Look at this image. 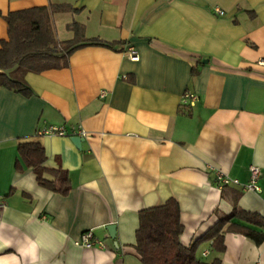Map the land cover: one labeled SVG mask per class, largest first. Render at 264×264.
<instances>
[{
    "label": "crops",
    "instance_id": "0c3cea01",
    "mask_svg": "<svg viewBox=\"0 0 264 264\" xmlns=\"http://www.w3.org/2000/svg\"><path fill=\"white\" fill-rule=\"evenodd\" d=\"M61 3L74 8L52 14L65 20L63 40L77 21L114 45L21 73L30 94L0 85V264H142L138 213L169 198L184 245L234 207L264 217V0H0V46L8 12ZM186 90L197 96L189 110ZM50 125L89 134L78 148L71 136L38 133ZM24 141L42 145L46 168L68 172L66 193L38 184L18 157ZM251 165L255 190L244 187ZM219 172L238 183L221 184ZM89 229L103 246L77 243ZM224 246L220 264H264V240L227 231ZM198 254L216 253L205 241Z\"/></svg>",
    "mask_w": 264,
    "mask_h": 264
},
{
    "label": "trees",
    "instance_id": "16d2710c",
    "mask_svg": "<svg viewBox=\"0 0 264 264\" xmlns=\"http://www.w3.org/2000/svg\"><path fill=\"white\" fill-rule=\"evenodd\" d=\"M74 10L68 4H50L8 12V38L0 46V85L30 94L31 89L22 79L26 71L41 72L50 68L68 65L70 54L85 45L113 47V43L98 37H86L84 27L72 21L66 28L73 33L72 38L57 40L52 22V14ZM180 107L188 106L180 104ZM18 157L31 167L39 185L60 193L69 189L68 172L61 167L46 168L45 152L37 141L17 143ZM47 175L50 177L48 178ZM238 218L247 224L258 225L256 230L234 221ZM183 225L180 208L174 198L164 203L144 208L138 213L134 248L142 264H220L219 254L224 250V234L236 231L260 244L264 240V217L257 212L234 207L228 214L221 215L201 236L190 244H181L180 235ZM208 241L210 249L216 254L209 259L199 257L198 250L202 242Z\"/></svg>",
    "mask_w": 264,
    "mask_h": 264
},
{
    "label": "built area",
    "instance_id": "2783aa9c",
    "mask_svg": "<svg viewBox=\"0 0 264 264\" xmlns=\"http://www.w3.org/2000/svg\"><path fill=\"white\" fill-rule=\"evenodd\" d=\"M217 13L219 14H223V11H221L220 9H215ZM127 55L130 59H137L138 55L136 53V50L134 49V47H130L129 49H127ZM257 64L258 65H264V57L260 58L257 60ZM100 95L104 96L105 95V91H100ZM197 99V96L195 93L190 92L188 90L184 91V93L182 94L181 97V104L186 105L188 107H192L195 104V101ZM39 134H48V135H60V136H72V135H79L82 137L88 136V132L82 128V126H78L73 128L71 131H67L64 126L62 125H50V126H46L43 128H40L38 130ZM249 172H250V178H249V182L244 185L245 188L247 189H251V190H255L258 189L259 187L257 186V179L259 177V168L256 165H251L249 167ZM218 179L220 180L221 184H228V183H238L237 179H231L228 176L222 174V173H218L217 175ZM3 201L0 198V212H1V208L3 206ZM77 243L81 244L83 247H93L94 245L96 246H103V242L102 240L95 238L94 233L91 229L86 230L84 232L81 233V236L79 238V241H77ZM203 255L207 254V250L202 252Z\"/></svg>",
    "mask_w": 264,
    "mask_h": 264
},
{
    "label": "water",
    "instance_id": "95a60500",
    "mask_svg": "<svg viewBox=\"0 0 264 264\" xmlns=\"http://www.w3.org/2000/svg\"><path fill=\"white\" fill-rule=\"evenodd\" d=\"M71 141L75 144L76 147H80L81 142L83 141V137L79 136V135H72L70 137ZM106 230L108 231L107 234L110 235L111 238L115 237V233H116V225L113 223H110L108 225H106Z\"/></svg>",
    "mask_w": 264,
    "mask_h": 264
},
{
    "label": "rangeland",
    "instance_id": "374dc122",
    "mask_svg": "<svg viewBox=\"0 0 264 264\" xmlns=\"http://www.w3.org/2000/svg\"><path fill=\"white\" fill-rule=\"evenodd\" d=\"M63 18V17H62ZM64 19V18H63ZM65 20H62L61 21V18L57 17L55 18V21L54 22V27H55V38L57 40H63L66 38L67 35H69V33H65V29L63 27V22Z\"/></svg>",
    "mask_w": 264,
    "mask_h": 264
}]
</instances>
